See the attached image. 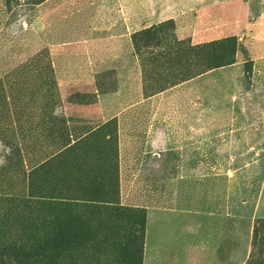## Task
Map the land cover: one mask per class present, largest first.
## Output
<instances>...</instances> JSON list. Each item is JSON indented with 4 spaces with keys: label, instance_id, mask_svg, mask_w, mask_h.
<instances>
[{
    "label": "rangeland",
    "instance_id": "374dc122",
    "mask_svg": "<svg viewBox=\"0 0 264 264\" xmlns=\"http://www.w3.org/2000/svg\"><path fill=\"white\" fill-rule=\"evenodd\" d=\"M120 1L135 6L133 40L154 93L230 63L251 82L264 65V0ZM38 2L0 0V30H25ZM49 68L42 54L0 76V264H264V153L223 155L215 168L206 150L200 168L160 177L120 170L116 139L50 135ZM149 208L163 212L152 219Z\"/></svg>",
    "mask_w": 264,
    "mask_h": 264
},
{
    "label": "crops",
    "instance_id": "0c3cea01",
    "mask_svg": "<svg viewBox=\"0 0 264 264\" xmlns=\"http://www.w3.org/2000/svg\"><path fill=\"white\" fill-rule=\"evenodd\" d=\"M38 1L25 30H0V76L42 54L48 58L50 135L70 136L71 145L109 146L116 139L120 170L128 165L155 177L200 168L206 150L215 168L224 156L227 163V155L264 153V65L253 69L251 82L244 68L232 65L154 93L153 84L144 83L133 40L134 5ZM200 36L196 31L194 40ZM101 160L94 154V167H102ZM147 210L152 219L163 212ZM153 240L147 250L155 248Z\"/></svg>",
    "mask_w": 264,
    "mask_h": 264
},
{
    "label": "trees",
    "instance_id": "16d2710c",
    "mask_svg": "<svg viewBox=\"0 0 264 264\" xmlns=\"http://www.w3.org/2000/svg\"><path fill=\"white\" fill-rule=\"evenodd\" d=\"M134 42H135V40H134ZM136 48H137V46H136ZM138 52V51H137ZM235 51H232V58L235 56ZM229 65H233V63H230V64H225V65H215L214 67H212L213 69H218V68H222V67H224V66H229ZM251 72L250 71H247V74L249 75ZM200 73H196L195 75H199ZM194 76V75H193ZM192 76V78H194V77H196V76H194L193 77ZM190 78V77H189ZM188 79V78H187ZM186 79V80H187Z\"/></svg>",
    "mask_w": 264,
    "mask_h": 264
}]
</instances>
